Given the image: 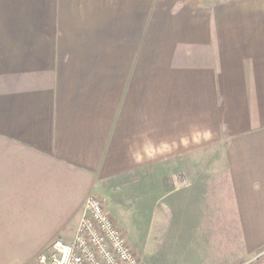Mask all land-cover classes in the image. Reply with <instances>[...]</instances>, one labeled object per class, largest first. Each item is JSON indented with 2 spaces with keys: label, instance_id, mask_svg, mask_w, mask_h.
<instances>
[{
  "label": "crops",
  "instance_id": "0c3cea01",
  "mask_svg": "<svg viewBox=\"0 0 264 264\" xmlns=\"http://www.w3.org/2000/svg\"><path fill=\"white\" fill-rule=\"evenodd\" d=\"M147 1L109 34L57 28L87 0H0V264L70 242L89 197L143 264H264V0Z\"/></svg>",
  "mask_w": 264,
  "mask_h": 264
},
{
  "label": "built area",
  "instance_id": "2783aa9c",
  "mask_svg": "<svg viewBox=\"0 0 264 264\" xmlns=\"http://www.w3.org/2000/svg\"><path fill=\"white\" fill-rule=\"evenodd\" d=\"M39 264H143L127 245L102 201L89 197L70 242L56 239L37 256Z\"/></svg>",
  "mask_w": 264,
  "mask_h": 264
},
{
  "label": "rangeland",
  "instance_id": "374dc122",
  "mask_svg": "<svg viewBox=\"0 0 264 264\" xmlns=\"http://www.w3.org/2000/svg\"><path fill=\"white\" fill-rule=\"evenodd\" d=\"M77 1H83V0H77ZM93 1V2H92ZM143 1V0H137ZM160 0H148L146 2V5L140 4L137 6H124V8L127 10L129 8L132 9V12L134 11L135 14H142V12H145L149 8L152 9V12H157L159 9V6L156 5ZM88 3H95V5H71V6H60L56 5V13L57 17L60 12V9H62V15L71 14V21L66 22H57V28L58 24L65 25V26H71L72 28L80 27V25H83L82 19H85V15H89V17L86 16V18L93 20L89 21L88 25L89 27H95V28H102L104 30V33H109L111 31V20H112V0H87ZM58 3V0H57ZM147 3H151V5H148ZM200 10L201 12H205L207 9H210L213 12L216 13H239L240 8V0H200ZM123 6L120 5V9L122 10ZM142 11V12H141ZM83 16H79V15ZM93 15V16H91ZM84 17V18H83ZM58 19V18H57ZM66 19V18H65ZM120 216V215H118ZM128 217L129 215L126 214ZM68 231L66 232V234ZM62 241L67 242L66 240L62 239ZM35 264H39L37 261Z\"/></svg>",
  "mask_w": 264,
  "mask_h": 264
}]
</instances>
